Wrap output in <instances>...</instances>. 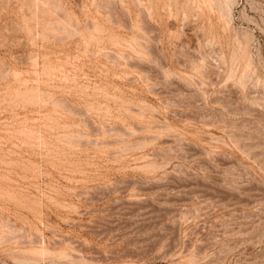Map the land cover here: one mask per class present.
Instances as JSON below:
<instances>
[{"label": "rangeland", "instance_id": "obj_1", "mask_svg": "<svg viewBox=\"0 0 264 264\" xmlns=\"http://www.w3.org/2000/svg\"><path fill=\"white\" fill-rule=\"evenodd\" d=\"M0 264H264V0H0Z\"/></svg>", "mask_w": 264, "mask_h": 264}, {"label": "bare ground", "instance_id": "obj_2", "mask_svg": "<svg viewBox=\"0 0 264 264\" xmlns=\"http://www.w3.org/2000/svg\"><path fill=\"white\" fill-rule=\"evenodd\" d=\"M162 127H163V126H162ZM167 127H168V126H167ZM150 139H152V138H150ZM197 153H198V152H197ZM147 212H148V211H147ZM150 213H151V212H150ZM145 214H146V213H145ZM145 214H144V215H145ZM251 222H252V221H251Z\"/></svg>", "mask_w": 264, "mask_h": 264}]
</instances>
